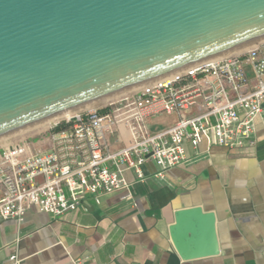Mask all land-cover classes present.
I'll return each instance as SVG.
<instances>
[{
	"label": "water",
	"instance_id": "1",
	"mask_svg": "<svg viewBox=\"0 0 264 264\" xmlns=\"http://www.w3.org/2000/svg\"><path fill=\"white\" fill-rule=\"evenodd\" d=\"M261 41L264 0H0V144Z\"/></svg>",
	"mask_w": 264,
	"mask_h": 264
},
{
	"label": "built area",
	"instance_id": "2",
	"mask_svg": "<svg viewBox=\"0 0 264 264\" xmlns=\"http://www.w3.org/2000/svg\"><path fill=\"white\" fill-rule=\"evenodd\" d=\"M173 113L179 116L175 124L150 130L151 118ZM259 118L264 41L54 123L41 140L1 149L0 222L22 220L30 208L52 215L76 212L88 200L99 204L115 193L131 200L125 169L143 177V165L154 162L163 177L187 161V142L197 147L202 139L231 149L254 147ZM117 134L126 143L114 149L111 137ZM21 261L17 254L9 257V264Z\"/></svg>",
	"mask_w": 264,
	"mask_h": 264
},
{
	"label": "crops",
	"instance_id": "3",
	"mask_svg": "<svg viewBox=\"0 0 264 264\" xmlns=\"http://www.w3.org/2000/svg\"><path fill=\"white\" fill-rule=\"evenodd\" d=\"M178 118L153 117L149 128L164 130ZM256 138L254 147L232 149L206 139L197 147L187 142V161L163 177L154 162L143 165V177L125 169L131 200L115 193L76 212L30 208L22 220L1 221L0 264L13 254L21 264H264V118L257 120ZM111 139L114 149L126 143L118 134ZM196 208L200 219L214 215L210 235L181 221L180 213Z\"/></svg>",
	"mask_w": 264,
	"mask_h": 264
},
{
	"label": "rangeland",
	"instance_id": "4",
	"mask_svg": "<svg viewBox=\"0 0 264 264\" xmlns=\"http://www.w3.org/2000/svg\"><path fill=\"white\" fill-rule=\"evenodd\" d=\"M53 125H54V123L51 124L47 129H45L43 131H40V132H30V133H27V134L22 135L20 137H17L15 139H12L10 141H7L8 143L7 142H5L4 144L2 143V144H0V150L3 149L4 147L8 146V145H11L12 143H15V142H18V141L24 140V139L25 140H28L29 142H36L38 140H41V139L47 137V135L49 134V130H50L51 126H53Z\"/></svg>",
	"mask_w": 264,
	"mask_h": 264
},
{
	"label": "bare ground",
	"instance_id": "5",
	"mask_svg": "<svg viewBox=\"0 0 264 264\" xmlns=\"http://www.w3.org/2000/svg\"><path fill=\"white\" fill-rule=\"evenodd\" d=\"M261 42H262V41H261ZM259 43H260V42H258V43H256V44H253V45H251V46H248V47H246V48H243V49H241V50H238V51H236V52H233V53H231V54L225 55V56H223V57H220V58H218V59H215V60H213V61L221 60V59H224V58H227V57H230V56H234V55H238V54H240V53L246 52V51H248V50H250V49L256 47ZM119 98H120V97H119ZM119 98H116V99L111 100V101H109V102H106V103H104V104L98 105V106H96V107H99V106L106 105V104H108V103L114 102V101H116V100L119 99ZM96 107H93V108H96ZM93 108H91V109H93ZM88 110H89V109H88ZM68 118H69V117H68ZM68 118H65V119H68ZM63 120H64V119H63ZM60 121H61V120H60ZM58 122H59V121H58ZM55 123H57V122H55ZM50 125H51V124H50ZM50 125L45 126V127H43V128H40V129H38V130L32 131V132H40V131H43V130L47 129ZM7 143H8V142H7ZM3 144H4V143H3ZM7 145H8V144H7Z\"/></svg>",
	"mask_w": 264,
	"mask_h": 264
}]
</instances>
